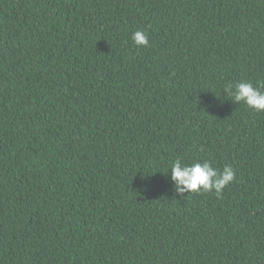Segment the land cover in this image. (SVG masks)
<instances>
[{
	"label": "trees",
	"instance_id": "obj_1",
	"mask_svg": "<svg viewBox=\"0 0 264 264\" xmlns=\"http://www.w3.org/2000/svg\"><path fill=\"white\" fill-rule=\"evenodd\" d=\"M240 81L264 83V0H0V264H264ZM176 159L235 178L181 196Z\"/></svg>",
	"mask_w": 264,
	"mask_h": 264
},
{
	"label": "clouds",
	"instance_id": "obj_2",
	"mask_svg": "<svg viewBox=\"0 0 264 264\" xmlns=\"http://www.w3.org/2000/svg\"><path fill=\"white\" fill-rule=\"evenodd\" d=\"M135 45L147 47L148 37L144 31H135L132 34ZM224 94L234 104L243 103L257 113L264 112V83L254 87L250 81L229 83L224 87ZM171 181L174 184L175 193L183 196L184 193L215 192L217 197L222 195L223 189L233 182L235 172L230 165L223 170L213 167L212 163L204 160L202 163L193 161L190 164L176 159L171 163Z\"/></svg>",
	"mask_w": 264,
	"mask_h": 264
}]
</instances>
